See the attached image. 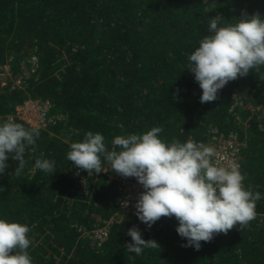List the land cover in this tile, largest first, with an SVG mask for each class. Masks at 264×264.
Returning <instances> with one entry per match:
<instances>
[{
    "label": "trees",
    "instance_id": "16d2710c",
    "mask_svg": "<svg viewBox=\"0 0 264 264\" xmlns=\"http://www.w3.org/2000/svg\"><path fill=\"white\" fill-rule=\"evenodd\" d=\"M254 12L264 15V0H0V70L10 62L19 72L31 55L39 64L24 86L0 85V121L32 127L16 116L28 98L48 101L54 115L26 146L20 174L9 156L0 175V218L29 226L32 264H264V200L246 226L194 249L182 246L174 217L147 227L123 213L112 169L88 174L66 159L69 144L87 131L101 133L109 148L116 135L152 126L166 143L235 135L243 187L264 192V66L205 103L185 67V54L208 34V18L220 17L223 26ZM246 78L252 90L242 86ZM248 94L257 109L243 105ZM37 158L54 161L55 172L33 171ZM133 226L159 247L129 253ZM103 227L98 245L94 232Z\"/></svg>",
    "mask_w": 264,
    "mask_h": 264
},
{
    "label": "clouds",
    "instance_id": "9594fccd",
    "mask_svg": "<svg viewBox=\"0 0 264 264\" xmlns=\"http://www.w3.org/2000/svg\"><path fill=\"white\" fill-rule=\"evenodd\" d=\"M219 20L208 18V34L185 54V67L201 89L200 103L217 99L218 90L228 81L264 66V15L242 13L234 24L223 26H218ZM161 132L160 126H152L139 134L116 135L109 148L101 133L87 131L82 140L69 144L66 159L88 174L112 169L122 177L135 178L143 189L134 203L138 220L150 227L161 216L174 217L182 246L199 249L200 242L214 234L236 225L240 229L255 219L264 192L243 187L244 176L235 160L219 163L214 146L192 139L166 143ZM39 134L36 127L26 128L11 118L0 121V175L8 168L9 156L20 174L25 148ZM102 161L109 166L104 168ZM36 169L51 175L54 161L37 158ZM121 204L126 207L128 198ZM29 231L27 224L0 218V264H32ZM126 234L131 238L126 243L129 253L139 256L144 249L159 247L156 240L142 238L135 226Z\"/></svg>",
    "mask_w": 264,
    "mask_h": 264
},
{
    "label": "built area",
    "instance_id": "2783aa9c",
    "mask_svg": "<svg viewBox=\"0 0 264 264\" xmlns=\"http://www.w3.org/2000/svg\"><path fill=\"white\" fill-rule=\"evenodd\" d=\"M9 64L10 62L4 64L2 69L6 70L8 74L12 76L13 72ZM38 66V57L36 55H31L26 61L21 62L23 73L20 75L17 85H15L19 87L24 86V84H26L27 77L32 74H36ZM19 83L23 85H20ZM16 116L25 121L30 126L36 128H45L47 124L54 119V115L51 114L50 103L40 98H28L24 100L22 104L17 106ZM215 149L217 151L216 159L219 163L226 164V162L229 160H235L238 163L240 143L238 142L235 135H231L230 137L219 141ZM118 180V189L121 191L119 195L121 211L123 213H135L134 203L137 198V194L143 190L142 187L137 183L136 180H127L121 176L118 178ZM125 198H128V204L126 207H123L121 202ZM101 232L103 236H105L106 229L104 228L101 230Z\"/></svg>",
    "mask_w": 264,
    "mask_h": 264
},
{
    "label": "rangeland",
    "instance_id": "374dc122",
    "mask_svg": "<svg viewBox=\"0 0 264 264\" xmlns=\"http://www.w3.org/2000/svg\"><path fill=\"white\" fill-rule=\"evenodd\" d=\"M27 60V59H26ZM7 63H9V62H7ZM9 66H11L10 64H9ZM14 74H12V76L10 75V74H8V72L6 71V70H3V69H1L0 70V85H2V84H5V85H2V86H6V85H8V84H10V82H11V84H13V85H17V81H18V79H19V77H20V75L23 73L22 72V67H21V70L19 71V72H13ZM10 75V76H9ZM20 85H23V84H21V83H19ZM242 86L244 87V89H246V90H248V89H250V90H252V82H251V80H250V78H246L244 81H243V83H242ZM242 103H243V105H246V106H250L251 107V109H257V107L255 106V103H253V101H252V95H246V98L244 99V101L242 100ZM222 139H220V140H217L216 141V143L215 142H209V143H207V144H209V145H212V146H214V147H216L217 146V143L219 142V141H221ZM118 178H120V176L118 177ZM123 214V213H122ZM103 229H104V227H103ZM103 229H98V230H95V232H94V238L97 240V243H98V245H99V243L101 242L100 240L102 239V236H103V234H102V232H101V230H103ZM101 232V233H100ZM100 238V239H99ZM95 240V241H96Z\"/></svg>",
    "mask_w": 264,
    "mask_h": 264
}]
</instances>
